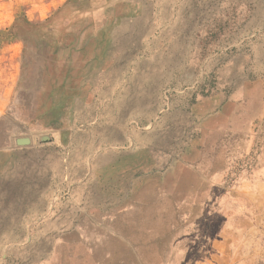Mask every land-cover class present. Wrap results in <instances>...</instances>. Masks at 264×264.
Segmentation results:
<instances>
[{
  "label": "rangeland",
  "instance_id": "374dc122",
  "mask_svg": "<svg viewBox=\"0 0 264 264\" xmlns=\"http://www.w3.org/2000/svg\"><path fill=\"white\" fill-rule=\"evenodd\" d=\"M78 1L0 0V264H175L188 231L228 224L203 180L226 163L225 196L264 165V0H88L110 64L59 141L14 98L7 41L75 21ZM37 133L54 140H16ZM259 235L264 264V219Z\"/></svg>",
  "mask_w": 264,
  "mask_h": 264
},
{
  "label": "crops",
  "instance_id": "0c3cea01",
  "mask_svg": "<svg viewBox=\"0 0 264 264\" xmlns=\"http://www.w3.org/2000/svg\"><path fill=\"white\" fill-rule=\"evenodd\" d=\"M77 5L75 21L46 23L43 36L29 35L7 41V45L22 48L21 76L14 98L18 94H28L33 111L29 124L46 131L55 129L59 141L65 140L68 128L81 123L76 111L83 108V103L93 101L95 80L101 72L108 70L110 64L107 47L111 40L110 25H100L91 19L94 4L90 1L79 0ZM53 136L55 133L40 136L37 133L35 138L19 137L16 140L48 142L54 140ZM226 168L225 163L215 170L219 174L217 181L211 182L209 176L201 184H210L208 187L211 188L207 190L208 193L212 191L208 201L217 199L218 211L224 213L228 224L212 235L206 231H188L187 241L177 245L175 264H181L185 259L192 264H260L257 258L261 240L259 225L264 219V165L235 186L234 192H226L223 196V192L218 195L215 189L222 187L220 174L225 173ZM202 170L204 174L211 172ZM188 188L196 190L199 187L188 185ZM194 202L187 201L186 204ZM113 228L117 237L113 240L114 248L108 247L109 254H115V247L122 246L118 239L126 237L125 228L121 230L119 223H114ZM193 245L196 254L192 253ZM183 247H186L184 251H180ZM193 254L194 260L187 258Z\"/></svg>",
  "mask_w": 264,
  "mask_h": 264
},
{
  "label": "trees",
  "instance_id": "16d2710c",
  "mask_svg": "<svg viewBox=\"0 0 264 264\" xmlns=\"http://www.w3.org/2000/svg\"><path fill=\"white\" fill-rule=\"evenodd\" d=\"M13 35L19 36L21 38H25L26 35L21 34L19 31L15 32Z\"/></svg>",
  "mask_w": 264,
  "mask_h": 264
}]
</instances>
